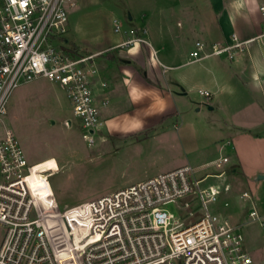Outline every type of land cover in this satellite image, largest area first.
I'll return each instance as SVG.
<instances>
[{"label": "built area", "instance_id": "2783aa9c", "mask_svg": "<svg viewBox=\"0 0 264 264\" xmlns=\"http://www.w3.org/2000/svg\"><path fill=\"white\" fill-rule=\"evenodd\" d=\"M75 6L76 0H0V121L7 98L19 82L45 79L64 89L81 138L93 147L94 136L99 137L103 126L99 109L107 100L98 103L94 94L97 54L78 55L61 46L67 41L68 13ZM258 11L264 24V5ZM112 23L114 33H121V26ZM129 34L122 45L149 46L132 30ZM263 38L264 30L245 42L235 35L230 44L195 42L189 56L192 61L211 55L232 59L244 45ZM205 49L208 53H202ZM151 55L155 58L156 52ZM100 86L104 88L105 83ZM198 94L209 97L207 91L198 90ZM70 123L68 119L67 126ZM228 164L226 156H219L203 166L218 173L203 176H197L198 168L185 164L60 208L56 192L70 187L66 179L55 186L49 179L65 178L62 173L67 170L54 160L29 165L13 133L3 128L0 264H254L241 230L259 220L255 211L249 212L246 222L231 223L212 210L229 186L204 185L206 179L230 172ZM32 174L46 182L48 191L43 196L30 186ZM239 198L250 199L246 192ZM178 200L194 209L181 218L165 209Z\"/></svg>", "mask_w": 264, "mask_h": 264}, {"label": "crops", "instance_id": "0c3cea01", "mask_svg": "<svg viewBox=\"0 0 264 264\" xmlns=\"http://www.w3.org/2000/svg\"><path fill=\"white\" fill-rule=\"evenodd\" d=\"M263 2V0H165L162 12H170L171 17L166 16L162 20L153 21L146 18V13L143 12H139L136 19L131 15L130 24L134 27H143L145 34L142 39L149 46L141 43L124 46L122 43L127 38L123 33L110 37L100 46L101 51L112 53L120 61L110 63L105 59L106 71L97 68L94 94L98 103L99 100H107V104L99 109L103 126L98 138L104 140L103 135L126 138L147 132L150 147L166 146L167 131L176 129L178 120L182 121L183 106L180 100L194 85L201 84L202 80L208 77L209 84L206 85L208 91H203H207L208 98L214 100L224 97L228 105L231 119L228 122L222 120L224 129L233 128L237 132L243 130L251 133V130L263 125L264 38L244 45L243 50L237 52L232 59L208 63L212 57L219 56L211 55L199 61H192L189 56L195 42L209 46L230 44L232 35L241 42L257 37L264 28L258 11ZM113 20L121 26L118 20ZM153 51L156 52L155 58L151 55ZM202 53H208V50L205 49ZM101 82L105 83L104 88L100 86ZM174 87H180V91H176ZM66 127L71 128V123L70 126L66 124ZM225 140L216 148H211L207 159L196 168L201 169L219 156H226L229 160V176L237 175L239 172L237 175L239 182L244 181L247 176H257L263 183L253 196L249 195L248 200L239 198V195L246 191H235L226 184L229 191L222 192L213 211L226 216L233 224L246 222L250 219L249 212L255 211L259 220L247 226L259 223L264 220V145L258 146L257 143L262 141L264 143V131L259 136H241L236 145L230 141V137ZM227 141L228 145L225 144ZM241 141L243 149L239 145ZM122 142L125 143V140ZM136 143L142 145L140 141ZM226 149L229 150L228 153H224ZM55 152L64 158L80 159L75 148L68 146L64 141L61 146L55 148ZM49 160L58 162L51 153L40 157V160L32 165ZM69 168L73 167L65 169ZM225 202L228 203L226 207L223 205ZM241 210L246 211L243 218L240 217ZM243 242L253 263L264 264V251L259 248L261 244L258 245V241H255L253 244L255 246L247 247L244 236Z\"/></svg>", "mask_w": 264, "mask_h": 264}, {"label": "rangeland", "instance_id": "374dc122", "mask_svg": "<svg viewBox=\"0 0 264 264\" xmlns=\"http://www.w3.org/2000/svg\"><path fill=\"white\" fill-rule=\"evenodd\" d=\"M164 2L165 0H76V6L69 11L67 17L65 34L67 41L62 42L61 46L76 50L83 55L96 53L94 57L96 67L106 71L107 64L101 55L104 52L101 51L100 46L110 37L120 34L113 32L112 20L116 19L120 22L121 33L127 37H131L130 30L135 37H142L145 31L143 27H134L130 24L131 15L136 19L139 17L138 13L143 12L146 13V18L153 21L162 20L166 16L171 17L170 12L169 15L167 11L162 12ZM226 58L224 55L212 57L208 63L214 60H227ZM208 82L209 77L202 80L201 84L194 85L192 90L180 100L183 106L182 121L178 120L176 129L167 131L166 146L150 147L149 136L147 132H143L126 138L103 135V141L95 135V145L88 147L81 138V127L78 119L73 117L64 89L59 84L45 79L19 82L11 90L6 102V114L0 121V135L3 128L13 133L29 165L39 161L40 157L53 153L58 160V167L64 170L66 167H73L62 173L66 174L65 178L54 176L49 179L54 186L59 185L62 179L63 181L66 179L70 187L64 190L59 188L56 192L55 197L61 208L62 204H76L188 163L196 168L207 159L209 150L224 143L226 138L230 137V141L236 145L241 136L254 137L262 134L264 124L251 130L252 134L243 130L237 132L233 128L224 129L222 120L228 122L231 119L225 98L206 99L198 94V89L208 91L206 86ZM174 88L180 91V87ZM209 107L214 109L211 110L212 108ZM68 119L71 121V128L66 127ZM123 140L125 143L122 142ZM62 141L74 147L80 159L64 158L56 154L55 148L61 146ZM139 141L142 142L141 146L136 143ZM257 144L264 145L263 141ZM239 145L243 149L242 141ZM228 152V149L224 151V153ZM199 168L197 176L218 173L211 168ZM237 175L229 176V173H226L219 179L208 178L204 181V185L229 184L235 191L248 192L250 197L262 186L263 182L258 180L257 176H247L244 181L239 182ZM30 181V185L39 195L43 196L48 191L43 178L32 174ZM183 204L184 200H178L164 207L179 218L194 209V206L187 208ZM240 212V217L243 218L246 211ZM196 213H199V210ZM242 234L247 247L255 246L253 244L258 241L257 244H261L259 248L264 251V220L242 229ZM1 236L0 227V239Z\"/></svg>", "mask_w": 264, "mask_h": 264}, {"label": "trees", "instance_id": "16d2710c", "mask_svg": "<svg viewBox=\"0 0 264 264\" xmlns=\"http://www.w3.org/2000/svg\"><path fill=\"white\" fill-rule=\"evenodd\" d=\"M74 53H76V50L73 51ZM88 54V53H87ZM78 55H83L82 53H79ZM103 56L104 59H106L108 62L110 63H114V62H119L120 60L115 58L112 53L110 52H104L101 54Z\"/></svg>", "mask_w": 264, "mask_h": 264}, {"label": "water", "instance_id": "95a60500", "mask_svg": "<svg viewBox=\"0 0 264 264\" xmlns=\"http://www.w3.org/2000/svg\"><path fill=\"white\" fill-rule=\"evenodd\" d=\"M209 109H211V108L209 107ZM260 178H263V176H260Z\"/></svg>", "mask_w": 264, "mask_h": 264}, {"label": "bare ground", "instance_id": "6f19581e", "mask_svg": "<svg viewBox=\"0 0 264 264\" xmlns=\"http://www.w3.org/2000/svg\"><path fill=\"white\" fill-rule=\"evenodd\" d=\"M113 21H115V20H113ZM30 180H31V177H30ZM31 182V181H30ZM31 186V185H30Z\"/></svg>", "mask_w": 264, "mask_h": 264}]
</instances>
